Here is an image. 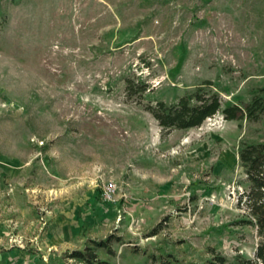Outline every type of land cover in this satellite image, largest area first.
Segmentation results:
<instances>
[{
	"label": "rangeland",
	"instance_id": "obj_1",
	"mask_svg": "<svg viewBox=\"0 0 264 264\" xmlns=\"http://www.w3.org/2000/svg\"><path fill=\"white\" fill-rule=\"evenodd\" d=\"M198 87L264 102V0H0V264H79L108 237L109 264L252 259L238 153L264 112L163 131L146 109Z\"/></svg>",
	"mask_w": 264,
	"mask_h": 264
},
{
	"label": "trees",
	"instance_id": "obj_2",
	"mask_svg": "<svg viewBox=\"0 0 264 264\" xmlns=\"http://www.w3.org/2000/svg\"><path fill=\"white\" fill-rule=\"evenodd\" d=\"M145 90L142 87L139 92L144 93ZM222 106L217 93L205 92L202 87H198L193 93L180 97L175 104L157 101L146 109L163 131L198 128L218 113L227 121L243 118L255 121L264 112V102L259 99H254L245 108L237 105ZM238 157L250 184L249 192L241 195L238 203L245 205L248 215L253 219L248 223L256 226L261 241L252 259L239 258L234 263H228L225 258L214 256L207 264H264V145H245L239 150ZM112 240V237L99 242L90 240L83 251L76 250L65 257L79 264H109L99 261L94 249H104L111 255ZM161 264H169V259Z\"/></svg>",
	"mask_w": 264,
	"mask_h": 264
},
{
	"label": "crops",
	"instance_id": "obj_3",
	"mask_svg": "<svg viewBox=\"0 0 264 264\" xmlns=\"http://www.w3.org/2000/svg\"><path fill=\"white\" fill-rule=\"evenodd\" d=\"M69 219V218H67ZM64 218V220H67ZM68 221V220H67ZM75 221L72 219L71 222H61L59 221V224H56L53 228V230L58 234V238H54L57 240L58 243H62V241H67L71 238L72 234L75 233L77 230H79V224L74 223ZM62 239V240H61Z\"/></svg>",
	"mask_w": 264,
	"mask_h": 264
},
{
	"label": "built area",
	"instance_id": "obj_4",
	"mask_svg": "<svg viewBox=\"0 0 264 264\" xmlns=\"http://www.w3.org/2000/svg\"><path fill=\"white\" fill-rule=\"evenodd\" d=\"M115 197H116V187L115 184L112 182H107L101 193V198L103 202L106 203H114L115 202Z\"/></svg>",
	"mask_w": 264,
	"mask_h": 264
}]
</instances>
